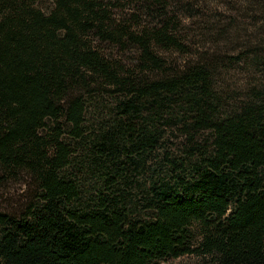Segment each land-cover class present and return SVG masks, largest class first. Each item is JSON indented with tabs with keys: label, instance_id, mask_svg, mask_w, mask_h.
Wrapping results in <instances>:
<instances>
[{
	"label": "trees",
	"instance_id": "trees-1",
	"mask_svg": "<svg viewBox=\"0 0 264 264\" xmlns=\"http://www.w3.org/2000/svg\"><path fill=\"white\" fill-rule=\"evenodd\" d=\"M44 1L0 0V264H264V86H217L264 82V0Z\"/></svg>",
	"mask_w": 264,
	"mask_h": 264
},
{
	"label": "rangeland",
	"instance_id": "rangeland-1",
	"mask_svg": "<svg viewBox=\"0 0 264 264\" xmlns=\"http://www.w3.org/2000/svg\"><path fill=\"white\" fill-rule=\"evenodd\" d=\"M238 4L240 3L237 0ZM44 9L50 7V2L44 1L42 4ZM190 5L196 9H204L207 12V17L223 18L224 24H229L236 19L237 8L239 5L234 0H190ZM200 17L185 19V31L189 34V39L202 40L200 36L201 29H198L193 25V22H199ZM242 20V19H241ZM244 20V19H243ZM246 23L251 22L249 19H245ZM196 31V33H195ZM237 41L229 45L230 54L235 53L234 46H238ZM239 47V46H238ZM179 57L181 55H178ZM233 64L229 70L224 71L221 78L218 80V87L223 90V93L228 97L231 102H236L239 96L245 94L247 90L251 88H261L264 86V82L261 80V75L255 70V68H248L243 61H239ZM242 98V97H241ZM240 98V99H241ZM30 188L20 181H10L5 184H0V209H6L11 212H17L23 205L30 200ZM195 258L193 256H182L179 258H170L160 261L159 264H194Z\"/></svg>",
	"mask_w": 264,
	"mask_h": 264
}]
</instances>
